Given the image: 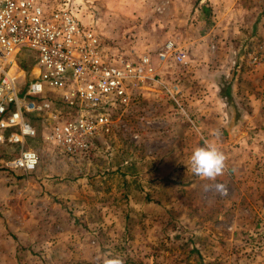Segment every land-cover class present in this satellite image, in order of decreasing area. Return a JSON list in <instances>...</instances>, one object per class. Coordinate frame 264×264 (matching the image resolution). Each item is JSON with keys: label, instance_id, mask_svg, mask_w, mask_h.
<instances>
[{"label": "rangeland", "instance_id": "374dc122", "mask_svg": "<svg viewBox=\"0 0 264 264\" xmlns=\"http://www.w3.org/2000/svg\"><path fill=\"white\" fill-rule=\"evenodd\" d=\"M69 4L105 55L148 53L155 73L127 87V104H110L112 129L85 151L59 152L43 138V118L32 116L36 135L24 144L38 163L22 173L5 166L18 147L0 141V264H103L109 254L125 264H264V117L247 95L206 97L210 83L223 95L235 80L228 91L245 95L264 80V69L247 63L264 35V0ZM167 40L185 64L155 61ZM17 57L30 70L33 53ZM49 96L61 111L57 94ZM205 140L227 156L215 181L191 171Z\"/></svg>", "mask_w": 264, "mask_h": 264}, {"label": "built area", "instance_id": "2783aa9c", "mask_svg": "<svg viewBox=\"0 0 264 264\" xmlns=\"http://www.w3.org/2000/svg\"><path fill=\"white\" fill-rule=\"evenodd\" d=\"M69 3L0 0V141L18 147L5 162L8 169L28 173L38 163L36 150L24 144L36 135L30 117L43 118V138L59 152L77 154L88 149L95 135L112 129L110 104H127V87L154 76L148 53L105 55L97 32L80 23ZM25 50L34 56L30 70L17 62ZM168 60L186 63L184 51L171 40L155 53L157 63ZM247 63L264 65V35ZM54 92L61 111L52 107L49 94Z\"/></svg>", "mask_w": 264, "mask_h": 264}, {"label": "clouds", "instance_id": "9594fccd", "mask_svg": "<svg viewBox=\"0 0 264 264\" xmlns=\"http://www.w3.org/2000/svg\"><path fill=\"white\" fill-rule=\"evenodd\" d=\"M218 135V133H215ZM227 156L216 142L205 140L202 146L196 147L190 156V166L193 174L210 181H215L218 176H222L226 169ZM208 185L205 190H209ZM215 190L222 196L228 194V187L223 183L214 185ZM103 264H125V260L120 255L109 254L103 260Z\"/></svg>", "mask_w": 264, "mask_h": 264}, {"label": "crops", "instance_id": "0c3cea01", "mask_svg": "<svg viewBox=\"0 0 264 264\" xmlns=\"http://www.w3.org/2000/svg\"><path fill=\"white\" fill-rule=\"evenodd\" d=\"M230 63L232 64V66L235 65V62L233 64L230 61ZM234 67L237 68L238 66L236 65ZM248 67H251V66H248ZM251 68H254V69H257V68L258 69H264V65L254 66V67H251ZM228 82H229L230 87L231 86H236V89H238V87L240 85V83L237 82V81L235 82V80H226L225 83H228ZM255 82L256 83H253L251 81V84L250 85L252 86V90L250 91V93H246L245 92V95H242V93L238 92L237 90L234 91L233 93H231L230 91H228V94L224 93L222 95L219 92L218 94H214L213 95L214 90L213 89H210L211 88L210 86L212 85L210 83L209 86L207 87V91H208L207 94L208 95H206V97L208 96L209 98H211V97H214V98H216V97H218V98L219 97L229 98L230 95H233L234 97L236 96V97H239L240 98L241 96L244 97V96L247 95V97L250 98L253 101V103H255L254 109H256L259 112V114L262 117H264V80H255ZM229 90H230V88H229ZM195 94L196 93H193L192 96H194ZM200 99H202V98L200 97Z\"/></svg>", "mask_w": 264, "mask_h": 264}, {"label": "trees", "instance_id": "16d2710c", "mask_svg": "<svg viewBox=\"0 0 264 264\" xmlns=\"http://www.w3.org/2000/svg\"><path fill=\"white\" fill-rule=\"evenodd\" d=\"M203 9H204V8H203ZM22 52H23V51H21L20 53H22ZM20 53H19V55H20ZM33 60H34V56H33ZM17 62H18L19 67H21V66H22L21 62H20L19 60H18ZM229 88H230L229 82H228V83H225L224 91L228 92ZM226 94H228V93H226ZM10 170H11V169H10ZM15 171H16V170H15ZM18 171H19V170H18Z\"/></svg>", "mask_w": 264, "mask_h": 264}]
</instances>
